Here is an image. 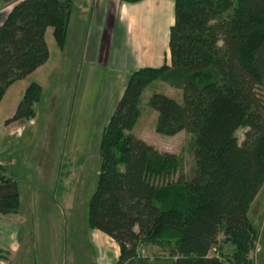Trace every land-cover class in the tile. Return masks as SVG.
<instances>
[{
    "label": "trees",
    "instance_id": "trees-1",
    "mask_svg": "<svg viewBox=\"0 0 264 264\" xmlns=\"http://www.w3.org/2000/svg\"><path fill=\"white\" fill-rule=\"evenodd\" d=\"M169 1L170 62L130 75L101 137L87 226L115 243L116 264H253L257 232L247 214L264 185V0ZM70 13V0L13 5L0 24V100L48 61V28L63 49ZM157 82L181 93L178 103L154 92L147 107L157 113L156 134L192 136L187 179L181 155L132 134L142 92ZM41 96L39 85H29L5 125L33 120ZM18 209L17 183L0 163V215ZM148 246L158 249L151 263L138 257ZM8 254L0 250V264Z\"/></svg>",
    "mask_w": 264,
    "mask_h": 264
},
{
    "label": "rangeland",
    "instance_id": "rangeland-1",
    "mask_svg": "<svg viewBox=\"0 0 264 264\" xmlns=\"http://www.w3.org/2000/svg\"><path fill=\"white\" fill-rule=\"evenodd\" d=\"M70 1L63 49L55 42L48 48L60 61L41 87L35 118L31 124L0 121V133L6 129L0 163L17 183L19 193L18 214L0 215V221L17 235L20 247L6 264H115L113 251L87 226L88 204L99 176L101 137L130 75L139 67L137 49L123 27L112 22L119 15V0ZM141 6L128 8L136 19L138 38L148 42V54L168 56L172 2L164 0L144 13H140ZM154 92L181 103L180 91L164 83L147 87L132 134L158 152L181 155V175L187 179L194 167L193 138L185 132L172 137L156 134L157 113L147 107ZM18 102L12 108L9 94H4L0 120L11 118ZM244 132V128L237 131L240 141ZM177 178L176 174L173 180ZM247 216L257 232L250 258L253 264H264V185ZM1 222L0 247L5 246L2 237L7 236V226ZM157 255L158 249L148 246L138 257L151 263Z\"/></svg>",
    "mask_w": 264,
    "mask_h": 264
},
{
    "label": "crops",
    "instance_id": "crops-1",
    "mask_svg": "<svg viewBox=\"0 0 264 264\" xmlns=\"http://www.w3.org/2000/svg\"><path fill=\"white\" fill-rule=\"evenodd\" d=\"M18 1L19 0H0V24L2 23V21L4 20V18L8 14V12L11 10L13 5L15 3H17ZM154 1H156V2H154ZM96 2H97V0H96ZM160 2L164 3V0H144L143 2L140 3L142 5L141 10H143L140 13H144V11H147L150 7L156 5ZM119 4H120L119 15L115 14V16H117L118 18L117 19L115 18V20H113L112 22L118 23L121 25V27H123V30L125 32L126 37L130 38V42L137 49V55H136L137 61L136 62H137V65H139L138 69L144 68V67L157 68V67L162 66L165 62L167 64H169L170 55L164 56L163 52H161V53L156 52V53H153L152 55L147 53V47H148V49H150V46L148 45V42L146 43L145 40L138 38L139 37V31L137 30V28L135 26L136 19L134 18V16L132 17L130 15L129 9H128L129 5H124L120 2H119ZM95 8L97 9V6L95 7V4H94L93 10H96ZM130 17H131V19H130ZM170 23H171L170 26H172L173 19L171 20ZM135 31H136V34H135ZM168 35H169V31H168ZM45 40H46L48 48L50 45H54L55 41L53 39L51 28H48L46 30ZM166 43L168 45V37H167ZM49 54L50 55H49L48 61L44 65H42L41 67L36 69L32 74H30L26 78L14 82L6 90L5 95L9 94V97L11 98L12 108L15 107V105L18 101H20V99L24 95L25 90L27 89V87L29 85L37 84L40 87H43V85L46 81V78H48V76H49V78L51 77V75L55 71V69H56V67L60 61V58L58 56L52 57L50 49H49ZM168 60H169V62H167ZM34 77H37V78L34 79ZM42 77H44V78H42ZM6 120H8V119L3 118L0 121L5 122ZM32 121L33 120L28 122V124H31ZM5 131H6V129L4 127L3 132L1 130V133H0V143L4 142V137L6 136ZM260 194H261V189H260L258 195L256 196L254 202L258 200V197H260ZM3 224L5 226H7V227H5V231L7 233V236L2 237L5 239V241H2V243H5L4 244L5 246L0 247V250L7 251L9 253L8 254V261H7V262H9L19 252L20 247H19L18 243H16L17 235L14 233L13 230L10 229L9 224L5 223V222L4 223L1 222L2 226H3ZM93 232H94V235L96 236V238L98 237V238L102 239V243L105 245V248H106V246H108V248H110L113 251V261L116 264L117 258L119 256L118 247L115 245V243L111 239H109L108 237H106L102 233H100L98 231H93ZM6 237H7V239H6ZM7 262H5L4 264H6Z\"/></svg>",
    "mask_w": 264,
    "mask_h": 264
}]
</instances>
